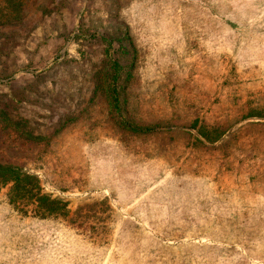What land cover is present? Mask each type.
Here are the masks:
<instances>
[{"label":"rangeland","instance_id":"374dc122","mask_svg":"<svg viewBox=\"0 0 264 264\" xmlns=\"http://www.w3.org/2000/svg\"><path fill=\"white\" fill-rule=\"evenodd\" d=\"M0 164V264H264V0H0Z\"/></svg>","mask_w":264,"mask_h":264},{"label":"trees","instance_id":"16d2710c","mask_svg":"<svg viewBox=\"0 0 264 264\" xmlns=\"http://www.w3.org/2000/svg\"><path fill=\"white\" fill-rule=\"evenodd\" d=\"M17 124L19 125V123ZM5 166L0 164V184H7L8 182L13 183L14 188L19 192H31L34 189V187L29 189L23 184L25 180H28L32 177L17 171L12 166Z\"/></svg>","mask_w":264,"mask_h":264}]
</instances>
